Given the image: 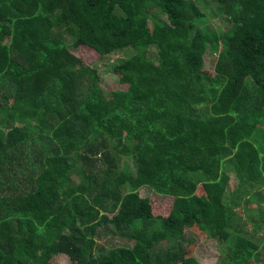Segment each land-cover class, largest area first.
<instances>
[{"label": "trees", "instance_id": "obj_1", "mask_svg": "<svg viewBox=\"0 0 264 264\" xmlns=\"http://www.w3.org/2000/svg\"><path fill=\"white\" fill-rule=\"evenodd\" d=\"M79 46L129 52V88L106 92ZM263 203L264 0H0V264H201L194 227L215 264H264Z\"/></svg>", "mask_w": 264, "mask_h": 264}, {"label": "rangeland", "instance_id": "obj_2", "mask_svg": "<svg viewBox=\"0 0 264 264\" xmlns=\"http://www.w3.org/2000/svg\"><path fill=\"white\" fill-rule=\"evenodd\" d=\"M198 4V2L196 1ZM207 22L206 24L213 29H217L222 32L225 28L229 27L228 23H223L224 18L216 12L213 7L204 9ZM74 53L80 57L84 63L92 68H95L101 79V86L106 92L113 93L115 91H126L129 88V80L126 79L122 74L115 73L112 69V65L117 63L119 60L128 58L130 56L129 52L122 54H111L109 56L99 55L93 48L88 46H79ZM216 62V54L212 53L208 49L204 55V70L208 73H213L214 65ZM132 158H124V167L127 170H131L133 167ZM236 178L230 175V191L235 192L237 185ZM200 189V188H199ZM198 189V191H199ZM143 197H148L153 205V212L155 215L167 216L174 208V198L168 196H162L154 193L149 188H143L140 191ZM243 199H240V202ZM252 207H256L253 205ZM264 208V203L262 205ZM241 210V211H240ZM239 210L240 218L242 219V224L247 230H249V225L246 223V208L242 207ZM109 229H112L110 226ZM187 237L191 240V244L186 245V251L188 255L195 257V259L201 264H215L217 257L220 253L219 242L215 239L210 238L205 232L199 228L194 227L186 231ZM102 244L108 247L115 246H129L131 247L134 243L124 239L121 235L117 236H106L102 237ZM53 264H72L70 258L66 255L57 256Z\"/></svg>", "mask_w": 264, "mask_h": 264}]
</instances>
